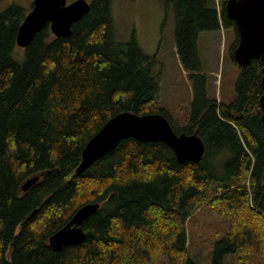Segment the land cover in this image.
<instances>
[{"label": "trees", "instance_id": "1", "mask_svg": "<svg viewBox=\"0 0 264 264\" xmlns=\"http://www.w3.org/2000/svg\"><path fill=\"white\" fill-rule=\"evenodd\" d=\"M89 1L69 36L46 25L22 62L17 36L28 12L19 5L0 12V264H159L163 256L196 264L188 221L205 205L230 219L211 264H226L227 254L264 264V63L236 62L239 34L225 3L221 16L217 0H168L179 58L199 81L191 114L179 122L159 103L152 58L135 35L114 39L112 0ZM221 25L236 32L240 68L229 104L208 97L200 73V34ZM122 111L159 112L177 133H198L204 157L180 162L164 142L128 138L77 174L87 142ZM88 202L100 208L83 224L86 240L54 249L51 235Z\"/></svg>", "mask_w": 264, "mask_h": 264}, {"label": "rangeland", "instance_id": "2", "mask_svg": "<svg viewBox=\"0 0 264 264\" xmlns=\"http://www.w3.org/2000/svg\"><path fill=\"white\" fill-rule=\"evenodd\" d=\"M71 1V0H70ZM34 0H0V12L11 5H19L29 12ZM116 41L129 42L135 35L141 49L152 58L151 75L158 80L159 103L168 108L174 119L182 122L191 114L194 90L198 79L187 70L176 48V18L173 4L168 0H112ZM236 38L233 28L222 27L202 31L199 53L202 61L200 73L205 74L207 95L218 103L229 104L237 97L239 66L232 56ZM15 57L22 62L25 47L16 48ZM226 159L225 155L220 156ZM230 227V219L202 206L188 221V250L196 264H211L214 242ZM163 256L159 264H167ZM226 264H238L234 254L225 256Z\"/></svg>", "mask_w": 264, "mask_h": 264}, {"label": "water", "instance_id": "3", "mask_svg": "<svg viewBox=\"0 0 264 264\" xmlns=\"http://www.w3.org/2000/svg\"><path fill=\"white\" fill-rule=\"evenodd\" d=\"M90 8L89 0H34L32 9L19 28L17 44L27 47L46 25L56 36H69L73 24L83 18ZM226 11L235 21L239 33V43L234 50L236 62L248 66L253 59H261L264 63V0H227ZM262 70L264 73V65ZM262 85L264 88V76ZM260 108L264 121V93L260 98ZM128 138L142 142H164L174 149L180 162H198L206 151L205 143L198 133H177L162 113L122 111L109 118L86 144L76 173L85 172ZM40 177L36 175L27 179L23 190L27 191ZM99 208V202H88L79 207L68 223L51 235V246L60 251L64 246L84 242L87 233L83 224Z\"/></svg>", "mask_w": 264, "mask_h": 264}, {"label": "flooded vegetation", "instance_id": "4", "mask_svg": "<svg viewBox=\"0 0 264 264\" xmlns=\"http://www.w3.org/2000/svg\"><path fill=\"white\" fill-rule=\"evenodd\" d=\"M224 3H225V8H226V3H227V0H219L218 4H219V9H220V12H219V15L221 13V16H222V10H223V7H224ZM227 12V11H226ZM228 15V14H227ZM223 24V23H222ZM222 27H225L224 25H221L220 28ZM237 28V27H236ZM238 31V30H237ZM239 34V33H238ZM239 43V42H238ZM238 46V45H237ZM236 46V47H237ZM241 66V65H240Z\"/></svg>", "mask_w": 264, "mask_h": 264}, {"label": "bare ground", "instance_id": "5", "mask_svg": "<svg viewBox=\"0 0 264 264\" xmlns=\"http://www.w3.org/2000/svg\"><path fill=\"white\" fill-rule=\"evenodd\" d=\"M154 113V112H153ZM187 134V133H186ZM191 134H193V133H191ZM200 136V135H199ZM93 137V136H92ZM204 141V140H203ZM88 143V142H87ZM205 143V142H204Z\"/></svg>", "mask_w": 264, "mask_h": 264}, {"label": "built area", "instance_id": "6", "mask_svg": "<svg viewBox=\"0 0 264 264\" xmlns=\"http://www.w3.org/2000/svg\"><path fill=\"white\" fill-rule=\"evenodd\" d=\"M218 10H219V12H220L219 5H218ZM248 183H249V182H248Z\"/></svg>", "mask_w": 264, "mask_h": 264}]
</instances>
